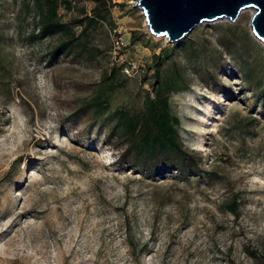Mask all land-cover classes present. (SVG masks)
Instances as JSON below:
<instances>
[{"label": "rangeland", "instance_id": "obj_1", "mask_svg": "<svg viewBox=\"0 0 264 264\" xmlns=\"http://www.w3.org/2000/svg\"><path fill=\"white\" fill-rule=\"evenodd\" d=\"M28 1L0 0V264L263 262L264 43L253 9L171 42L149 32L134 0H70L59 14L87 50L52 61L62 35L33 38ZM165 48L162 77L178 64L190 82L171 102L182 141L202 158L194 174L151 176L121 162L109 115L68 120L113 66L111 109H141L148 65Z\"/></svg>", "mask_w": 264, "mask_h": 264}, {"label": "trees", "instance_id": "obj_2", "mask_svg": "<svg viewBox=\"0 0 264 264\" xmlns=\"http://www.w3.org/2000/svg\"><path fill=\"white\" fill-rule=\"evenodd\" d=\"M96 1L101 4L105 0ZM31 2L37 14L32 37L62 35L60 41L50 50L52 61L76 50L79 52L87 50V43L82 40V35L77 33L72 24L62 20L59 14L62 6L72 7L70 0H29L27 3L29 9ZM140 39L141 37L132 35L131 43H136ZM172 56L173 48L153 53L152 62L148 65L154 69L152 91L146 93L141 109L135 111L123 107L111 109L110 96L120 86L113 79L117 70V67L113 66L104 74L101 84L92 95L81 100L78 108L69 114L68 120L77 121L82 113L92 118L109 115L111 125L106 138L118 147L120 161L145 174L156 176L174 170L185 174L202 171L201 156L188 149L181 139L180 117L174 112L171 102L172 93L190 86L186 71L175 64L167 76L162 77L164 65ZM246 63L250 64L248 60ZM252 72L253 69L249 68L247 78L250 80ZM260 85V93L264 98V79ZM6 92L9 97H13V90L9 86L6 87ZM239 205L238 198L234 197L227 202V209L237 215ZM260 264H264V260Z\"/></svg>", "mask_w": 264, "mask_h": 264}, {"label": "water", "instance_id": "obj_3", "mask_svg": "<svg viewBox=\"0 0 264 264\" xmlns=\"http://www.w3.org/2000/svg\"><path fill=\"white\" fill-rule=\"evenodd\" d=\"M134 6L143 12L152 35H165L171 42L182 40L199 24L234 22L244 10L253 9L251 31L264 43V0H134Z\"/></svg>", "mask_w": 264, "mask_h": 264}, {"label": "built area", "instance_id": "obj_4", "mask_svg": "<svg viewBox=\"0 0 264 264\" xmlns=\"http://www.w3.org/2000/svg\"><path fill=\"white\" fill-rule=\"evenodd\" d=\"M116 42L118 45H121V40L118 39Z\"/></svg>", "mask_w": 264, "mask_h": 264}]
</instances>
